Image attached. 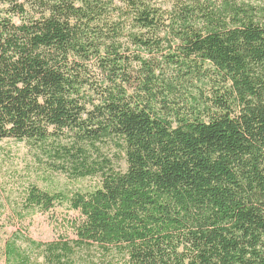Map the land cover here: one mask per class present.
Listing matches in <instances>:
<instances>
[{"label":"trees","instance_id":"1","mask_svg":"<svg viewBox=\"0 0 264 264\" xmlns=\"http://www.w3.org/2000/svg\"><path fill=\"white\" fill-rule=\"evenodd\" d=\"M8 139L100 178L44 264H264V0H0Z\"/></svg>","mask_w":264,"mask_h":264},{"label":"rangeland","instance_id":"2","mask_svg":"<svg viewBox=\"0 0 264 264\" xmlns=\"http://www.w3.org/2000/svg\"><path fill=\"white\" fill-rule=\"evenodd\" d=\"M56 149V146L39 147L11 139L0 142V264H10L9 245L29 254L32 264H44L31 242L47 244L76 239L74 224L81 219L78 212L66 204H58L46 212L27 207L26 203L30 186L52 194L70 195L99 185V177L74 178L67 163L60 162L55 155ZM103 153L117 167L126 169L115 147L104 149ZM63 168H67V172Z\"/></svg>","mask_w":264,"mask_h":264}]
</instances>
